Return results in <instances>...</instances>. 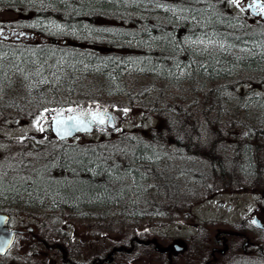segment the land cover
I'll list each match as a JSON object with an SVG mask.
<instances>
[{
	"label": "rangeland",
	"instance_id": "374dc122",
	"mask_svg": "<svg viewBox=\"0 0 264 264\" xmlns=\"http://www.w3.org/2000/svg\"><path fill=\"white\" fill-rule=\"evenodd\" d=\"M143 4L150 6L151 2L143 1ZM122 10L125 11L121 9L120 12L97 14L92 21L94 30L105 34L127 32L131 27L129 13ZM215 10L218 15L228 16V12H234L243 16L240 6L237 7L230 0H221ZM139 15L135 23L137 28L144 24L148 27L152 23L154 27L161 26L163 17L158 19L152 14ZM29 18L18 11L0 9V28L13 30L11 39L7 40L9 44L24 41L30 45L78 47L86 54L105 53L109 49L111 51L108 53H124L118 47L103 46L110 42L107 37L95 35L89 36V40L95 43L77 42L75 39L81 34L73 37L72 31L62 26L50 29L45 34L49 36L27 30L23 22ZM222 19V16L218 17V21L226 24L235 21V24L231 23L234 24L232 28L226 27L228 30L223 31L228 37H264L262 22ZM47 20L49 25L57 27L51 23L54 20L52 17H47ZM22 31L33 34L30 37L34 38L32 42L27 40L28 37L17 34ZM198 31L194 33L189 30L179 35L205 39L204 45H192L191 50L206 49L210 54L224 52L226 45L222 40L218 41L213 33L208 34L207 29L198 27ZM170 37L175 46L179 40L174 35ZM209 38L213 43H207ZM0 41L5 40L0 37ZM230 76L212 83L206 80L200 83L196 78L194 83L187 82L179 88L169 85L167 81L161 82L159 76H146L143 73H132L116 84H109L97 76H73L69 81H53L55 88L44 92L37 91L40 84L37 85L34 76H27L26 82L22 77H12L9 88L0 92V185L6 190V185L12 181L7 180V173H21L22 177L29 178L28 174L33 175L36 170L44 172L47 168L44 165L61 154L63 145L72 147L71 153L74 155L89 149L95 154V161L102 158L104 162H101L112 169H124L127 159V170L135 169L140 173L138 188L127 187L128 193L119 197L120 185H116L114 190L117 192L112 193L113 200L108 206L79 209L77 212L65 210L64 218L54 224L49 232L53 228L62 229L65 238L66 235L74 236V242L79 243L91 240L92 236L88 238L86 232H92L98 248L100 244L106 246L110 241L119 239L126 228H132L137 223H142L146 228L153 226L155 218L173 217L175 224L170 225L171 235L182 241L195 234V241L201 245L202 222L224 221L232 224L238 221L248 215L251 204L256 200L245 191L253 189L252 185L261 186L264 190V120L259 112L263 106L261 102H264V74L239 71ZM42 79L47 83L51 77L44 75ZM43 96L46 101H39ZM69 108L109 111L113 114L114 125L108 127L106 117L105 123L96 126L92 133L77 135L82 140L59 143L47 140L49 133L46 128L54 113L52 110L66 111ZM44 109L49 111L45 112ZM140 152L143 155H139ZM162 153L166 157H160ZM247 157L255 163L253 173L244 161ZM240 164L246 166L242 171L238 170ZM51 169L48 168L47 172ZM235 169L239 173L234 172ZM40 177V183H45L47 174ZM225 180H234L237 189L234 190L238 192L226 196L217 194L221 190L219 182ZM209 195L214 197L206 200ZM221 199L232 205L231 212L216 208V202ZM237 204L238 207H235ZM82 215L94 218L91 222L94 229L89 226L85 231L88 226L86 220L78 219ZM186 219L185 227L179 226V222Z\"/></svg>",
	"mask_w": 264,
	"mask_h": 264
},
{
	"label": "trees",
	"instance_id": "16d2710c",
	"mask_svg": "<svg viewBox=\"0 0 264 264\" xmlns=\"http://www.w3.org/2000/svg\"><path fill=\"white\" fill-rule=\"evenodd\" d=\"M215 6L208 4L201 7L192 3L191 7L194 10L199 9L195 12V20L191 19L190 13L187 15L176 14L175 16L171 14L163 16L165 20H162L161 26L158 28L154 27L153 23L148 27L147 24H144L141 25V28H137L136 17L140 15L135 10H140V13L144 15L145 13H142L141 10L151 8V6L143 4L142 1L133 0L125 3L124 0H0V9L18 11L30 17L25 21L30 30L45 35L50 29L58 28L49 25L47 17L50 16L54 19L51 21L52 24L72 31L73 37L80 33L81 35L75 39L77 42L95 43V41L89 40V36L107 37L110 42L102 44L103 46L109 48L115 46L124 52L122 55H116L108 53L111 51L109 49L105 53L90 52V54H86L78 47L53 44L30 45V43L11 45L1 41L0 92L9 88L12 77H22L26 82L27 76H34L38 82L37 85L41 86L37 91L44 92V90L55 88L53 81L57 80V83L61 80L69 81V78L73 76H97L102 77L109 84H116L122 82L126 76H130L132 73H143L146 76H159L161 82L167 81L170 83L169 85L179 88L187 82L194 83L196 78L200 83L204 80L212 83L228 79L231 77L230 75L239 71L264 74V37L251 35L231 38L226 36L223 31L228 30L226 27L232 28L235 21H232L233 25L231 21H229L230 24H226L218 21V17L222 16V20L235 19L229 18L227 14H216ZM121 9L125 10L122 12L129 13L128 20L131 22V27L127 32L105 34L94 30L95 25L92 21L97 14L120 12ZM146 14L152 13L147 12ZM184 17L189 18L184 19ZM167 26H173V28L168 31ZM198 27L209 30L208 34L213 33L217 36L218 41L222 40L226 45L223 49L225 53L210 54L203 49L195 51L191 50L192 46H185V41H181L188 37L179 34H186L189 30L194 33L199 32ZM171 35L180 41H177L175 46L172 45ZM230 51L233 53L231 54ZM189 55L191 57L188 58ZM44 75L51 77L47 83H44L42 79ZM45 96L39 101H46ZM261 104L263 106L259 112L264 120V102ZM168 111L173 112L172 110ZM66 147L68 146L61 149V158L67 160V167L58 168V164H55L53 170L57 174L69 175L70 183L66 184L55 178L53 181H49V189L45 192L39 188L33 192H14L16 200H25L27 195L33 201L44 200L62 203L65 210L76 212L80 211L79 208L70 206V203L90 201L94 202L95 206H108L113 200L112 193L117 192L115 191L116 185H120L119 197H123V193L125 195L128 193L127 187L138 188L137 183L140 180L138 170H127L128 168L120 170L116 167L112 169L111 166L102 163L104 162L102 158H99L100 161H95V154L89 149L88 151H79L81 153L74 155L71 153L72 147ZM139 155H143V153L140 152ZM52 162L55 161L49 163ZM143 162L141 164H144ZM245 163H248V168L249 162ZM88 164L95 169L96 175L95 185L91 188H88L87 182L77 185L72 180L77 170H80L81 175L85 176L89 171ZM243 165L245 164H240L239 168L245 169L246 166ZM2 193L1 191L0 194L3 195Z\"/></svg>",
	"mask_w": 264,
	"mask_h": 264
},
{
	"label": "flooded vegetation",
	"instance_id": "af4514ba",
	"mask_svg": "<svg viewBox=\"0 0 264 264\" xmlns=\"http://www.w3.org/2000/svg\"><path fill=\"white\" fill-rule=\"evenodd\" d=\"M134 1L151 2V8L143 9L141 12L145 14L151 12L158 19L165 15L173 14L172 12H165L162 8H157L156 4L158 2L171 5L172 7L179 5L192 6V0ZM220 1L202 0V2L195 4L204 7L208 4L217 5ZM256 4L264 5V0H240L243 16L241 17L234 12H228V15L239 21L251 19L264 23V12L260 8L255 7ZM135 11L140 13V10ZM176 14L187 15L188 12H177ZM164 20L165 18H163ZM172 28L173 26H167L168 31ZM12 31L0 28L1 39L10 40ZM26 32L22 31L17 34L22 37H28L27 40L32 42L34 38L30 37L33 34H27ZM17 38L14 39L16 40ZM92 111L95 112L96 110ZM63 113L68 116L73 112L70 113L66 110ZM55 115L53 113L48 128H46L49 133L47 140L59 143L62 141L55 139L51 132V121ZM97 126H100V124ZM74 139L82 140L76 136L64 141ZM61 148H64V145ZM58 155V157L50 159L55 162H48L44 165V167L47 166L44 172L39 173L36 170L33 175L28 174L29 178L22 177L21 173L19 175L7 173V180L9 182L12 181L6 185V190H3L4 188L0 185V192H3V195L0 194V214L5 215V227L14 232L9 248L0 253V264H264V190L261 189V186L255 185L251 186L253 189L245 191V193L253 195L256 199L251 204L248 215L241 217L232 224L224 221L217 223L202 222L200 229L201 245L195 241V234L183 238L182 241L173 237L170 232V225L175 224L173 217L155 218L153 226H147L146 228L142 223H137L132 228H126L119 239L110 241L106 246L100 244L98 248H96L95 234H92V232H86L88 233V238L92 236L91 240L88 239L86 243H84L85 241L83 243L74 242V236L66 235L65 238L62 229L55 230L53 228L49 232V229L54 224H58L64 218L65 207L62 206L63 204L44 200L33 201L27 195L25 200H16L14 192H33L38 188L45 192L49 189V181H53L55 178L61 180L60 182L70 183L69 175L64 176L53 171L55 164H58V168L67 167V160L62 159L61 154ZM160 157H166L165 153H162ZM126 160L124 168L127 167ZM244 161L250 163L248 169L253 173L255 163L249 161V158L244 159ZM87 166L89 171L85 176L81 175L80 170H77L72 180L77 185L87 182L88 188H91L95 185V169L90 164ZM48 168L52 169L47 172ZM238 170L242 171V169ZM238 170L235 169L234 172L239 173ZM144 171L153 172V170L149 169H144ZM46 174L47 179H44L45 183L41 184L40 175ZM218 186H221V190L217 191V194L222 196L238 192L236 191L234 180L221 181ZM5 194L7 195L5 196ZM212 197L214 195H209L206 200ZM70 206L79 209L95 208L94 202L90 201L87 203H70ZM235 207H238V204ZM216 208L225 209L227 212L233 210L232 205L226 203L223 199L216 202ZM78 219L86 220L85 223L88 226L85 231L89 226L94 229V223H91L94 218L82 215ZM253 221L256 223L253 224ZM185 222H187V219L179 222V226L183 225L185 227ZM81 239L82 237H80Z\"/></svg>",
	"mask_w": 264,
	"mask_h": 264
},
{
	"label": "snow or ice",
	"instance_id": "6c2138e0",
	"mask_svg": "<svg viewBox=\"0 0 264 264\" xmlns=\"http://www.w3.org/2000/svg\"><path fill=\"white\" fill-rule=\"evenodd\" d=\"M202 2V0H192V3H200ZM230 2L234 3L237 7L240 6V0H230ZM157 8H162L165 12H172L173 15L175 16L177 12L180 13H184V12H188L191 14V19L195 20L196 16H195V12L199 11V9H193L192 7H185L183 5H179L177 7H172L171 5L168 4H164V3H157L156 4ZM255 7L260 8V10L262 12H264V5L261 4H256ZM189 17H184V19H188ZM57 27L59 28L60 26L57 25ZM185 43L189 46L192 45H204L206 43L205 39L203 37H196V39H190V38H186L185 39ZM208 44L213 43V41L211 40V38H209L207 40ZM221 47H223V45H221ZM206 50V49H205ZM45 112H48V109H44ZM52 111L56 112V115L53 117V120L55 122V124L57 125L58 128H63L65 129V131L70 130L69 126L70 125H74L77 127H86L88 123L91 122H95L98 124H104L105 123V118H106V111L105 112H100V111H95V112H90V113H83L81 112L79 115H70L67 116L66 118L64 117V113L62 111H57L55 109H53ZM68 112L72 113L75 112L74 109L69 108L67 109ZM123 111L127 112L128 109H123ZM90 116V121L86 120V117ZM39 119H37L36 124L37 126H39ZM42 130V128H41ZM256 222L253 221V224H255Z\"/></svg>",
	"mask_w": 264,
	"mask_h": 264
},
{
	"label": "water",
	"instance_id": "95a60500",
	"mask_svg": "<svg viewBox=\"0 0 264 264\" xmlns=\"http://www.w3.org/2000/svg\"><path fill=\"white\" fill-rule=\"evenodd\" d=\"M81 112L90 113L91 111L86 112L83 110H77L70 115H79ZM64 117L66 118L67 116H64ZM106 117L108 118L107 125L109 127H113L114 125L113 115L109 111H106ZM86 120L90 121V116L86 117ZM95 124H98V123L91 122V123H88L86 127H77L74 125H70L69 126L70 130L65 131V129L63 128H58L54 120H52L51 132L56 139L64 140V139L72 138L77 134L91 133L94 129ZM4 222H5V215L0 214V253H3L5 250H7V248H9L10 243L13 238V233H14L12 230H9L5 227Z\"/></svg>",
	"mask_w": 264,
	"mask_h": 264
}]
</instances>
